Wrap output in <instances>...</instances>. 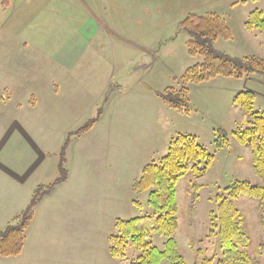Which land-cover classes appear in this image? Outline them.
Returning <instances> with one entry per match:
<instances>
[{"label":"rangeland","instance_id":"obj_1","mask_svg":"<svg viewBox=\"0 0 264 264\" xmlns=\"http://www.w3.org/2000/svg\"><path fill=\"white\" fill-rule=\"evenodd\" d=\"M25 1L14 0L5 9L0 0V146L1 138L10 143L18 139L12 128L16 121L31 132L38 149L33 152L20 141V145L4 146L0 158L11 160L4 167L15 174H26L31 167L29 181L38 182L37 186L52 184L60 175V165L70 180L34 209L26 232L30 248L24 256L31 260L26 264L135 263L142 252L128 241L123 261L113 258L109 239L116 233V220L152 214L148 191H135L134 182L146 165L166 155L177 135L192 136L212 157L203 176L197 177L188 167L176 184L178 253L185 264H200L204 258L217 264L221 250L218 236L210 234L209 218L216 210L215 197L237 182L261 185L253 173L250 148L234 136L248 127L247 116L234 100L250 92L253 111L263 113L264 75L216 76L189 85L187 104L181 111L170 109L159 94L181 89L185 71L203 61L199 54H188L189 37L179 27L188 14L214 13L225 21L231 38L216 39L211 44L214 51L232 58L264 60V30L246 27L251 13L264 11V0H160L148 5L112 0L103 6L105 11L86 0L91 11L110 16L114 31L124 30L120 25L128 16H147V28L137 36L132 30L124 34L130 41H139V46L119 42L115 32L101 33L79 49L71 42L57 44L59 31L73 27V16L66 9L82 12L77 0H62L66 8L60 16H29V11L35 10L31 14L35 15L45 6L33 7ZM34 23L41 26L34 44L17 46ZM128 25L127 20L126 29ZM44 28L50 36L40 35ZM96 118L89 131L77 133ZM197 167L202 169L203 163ZM15 194L7 181L2 182L0 207L11 206L22 189ZM2 195L9 197L1 199ZM234 203L249 238L251 264H264L259 203L245 195ZM149 241L161 250L165 238L153 233Z\"/></svg>","mask_w":264,"mask_h":264},{"label":"trees","instance_id":"obj_2","mask_svg":"<svg viewBox=\"0 0 264 264\" xmlns=\"http://www.w3.org/2000/svg\"><path fill=\"white\" fill-rule=\"evenodd\" d=\"M13 0H1L3 8H8ZM187 33L188 54L201 55L203 61L187 69L181 78L182 88H169L159 94L162 102L170 109L181 111L187 104L189 85H199L216 76L241 78L245 75L261 73L264 75V60L256 57L232 58L216 52L211 44L218 38L229 40L231 34L225 21L214 13L203 16L188 14L179 24ZM247 28L264 30V11L251 13ZM253 94L240 93L234 100L247 116L248 127L234 134L239 144L250 148L254 175L261 180V185L252 186L246 181L237 182L224 190V194L215 197L216 210L209 213L212 229L211 236L217 235L221 257L217 264H251L247 254L249 238L242 228L243 218L234 200L245 195L258 201L260 221L264 232V112L256 113L252 109ZM98 118L89 121L77 133L89 131ZM212 157L189 135H177L172 138L167 153L157 163L144 167L140 177L134 182V190L148 191V206L152 214L129 221L116 220L115 235L109 239V252L113 258L123 261L125 246L128 241L142 255L131 264H185L178 253L174 235L178 229L176 184L188 167L197 177L203 176ZM203 163L202 169L199 166ZM67 172L60 165L59 177L50 185L35 188L27 206L0 230V257L15 258L21 255L26 239V232L34 217V209L46 197L54 186L63 183ZM156 233L165 238L161 250L153 247L150 235ZM200 264H212L210 259H202Z\"/></svg>","mask_w":264,"mask_h":264},{"label":"crops","instance_id":"obj_3","mask_svg":"<svg viewBox=\"0 0 264 264\" xmlns=\"http://www.w3.org/2000/svg\"><path fill=\"white\" fill-rule=\"evenodd\" d=\"M28 2H30L33 7H36L37 4L41 5L43 4L45 7L44 11H39L37 14L35 15H31L34 14L35 10H33L31 13L29 11V16H60V13L62 12L63 8H66V5L64 4V2L62 0H43L44 3H41V0H38L37 2H31V0H26ZM25 1V3H26ZM78 1V5H80V9H82L81 11H83V6L86 8L85 10V14H83L80 11H68V8L66 9L67 12H69V16H73L72 18V22H73V27L71 30L69 31H63L60 32L59 31V35H58V42L57 44L60 43V45L62 46H68L67 43L71 42V44H74V47L76 49H79L81 47L87 46L88 42H91L90 40H93L97 35H100L101 33H106V35H109L110 33H115L117 32L119 34L118 37V41L119 40H124L125 42H127L128 44H132L134 46H139V41H130L127 37H125L126 32L128 31H136L134 33V36L140 35L141 30L142 29H146L147 28V22H144L147 19V16H128V18H126V20L124 21V24H121L120 26H122L124 28V30L119 29V30H113L111 28V21H110V16H107V18H105L104 15H102L101 13H94L93 11H91L88 7V2L86 0H77ZM81 1L83 3H81ZM14 2V0H13ZM11 2V3H13ZM112 2V0H92V4H94L95 6H98L100 9L104 10L105 8L103 6H107ZM139 3H141L142 5H148L149 2H161L160 0H145V4L143 3V0H138ZM83 5V6H82ZM15 7V6H14ZM10 8V6L8 7ZM105 11V10H104ZM12 16V14L10 15ZM64 16V15H63ZM79 16V17H77ZM119 18V16H118ZM34 18L28 22L29 26L31 25V23L33 22ZM127 20L129 22V29H126L125 26L127 25ZM144 22V23H143ZM135 24V25H133ZM4 27V25H3ZM41 26H38L34 23L33 27L29 28L28 27V32L26 35V39L24 38L23 42H17V46L18 45H23V46H29L30 44H34L35 42V34H37V29L39 30ZM133 27L134 29L130 28ZM60 29V27H59ZM124 31V32H123ZM44 35L46 36H50V34H48L45 31L42 30L40 32V35ZM130 36V35H129ZM134 36H130V37H134ZM64 38H68L66 40H63ZM136 38V37H134ZM120 42V41H119ZM58 90V89H57ZM13 130L16 132L18 139L14 140L15 143H10L8 139H5V141L3 142V138H1V146H0V152L2 153L3 147L7 146L10 147L9 145H13V144H18L20 145V141H22L23 146H25V144L27 145L28 148H30L33 152L37 151V145L35 140L33 139L31 132L24 130L23 127L20 126L19 123H17L16 121L13 122ZM14 133V132H13ZM7 140V142H6ZM0 157H3L2 154ZM0 160H3L2 162H0V170L2 171L0 174V184H2V182H6L13 188L14 192L16 193L15 195H18L19 192L22 189V194L19 196V198L14 200V203L11 206H6V207H0V230L8 223L10 222L19 212L22 211V209L25 207L27 200H29V197L31 196L30 194L33 193V191L35 190L36 186L38 185L37 183H31L29 181L30 178V174L32 171V168L27 167L25 170L26 174L23 175H19V174H15L13 173L11 170H9L8 168L4 167V165H6V163H10L8 161H11L10 159H5V158H0ZM33 164V163H32ZM34 168V167H33ZM6 177V178H5ZM69 174H67V178L66 180L61 183L60 185L56 186L51 192V194H49L48 196L50 197L51 195H53V193L55 191H58L59 189H63V187H65V185H69ZM11 182V184L9 183ZM47 196V197H48ZM3 198L1 199H7L9 196H5L2 195ZM46 198V197H45ZM44 201V198L42 199ZM41 200V201H42ZM41 204V203H40ZM39 212L41 210L40 206H39ZM41 216V213H40ZM39 216V217H40ZM38 219V218H37ZM29 239H30V235L26 236L25 239V245H24V252L21 253L20 256L15 257V258H1L0 257V264H26V262L31 261L30 259L26 258V250H27V246H29L30 248V244H29ZM25 253V256H24ZM33 262H35V259L32 258Z\"/></svg>","mask_w":264,"mask_h":264}]
</instances>
